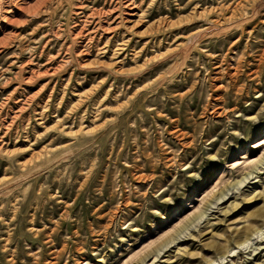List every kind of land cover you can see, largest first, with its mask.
I'll use <instances>...</instances> for the list:
<instances>
[{"label": "rangeland", "instance_id": "obj_1", "mask_svg": "<svg viewBox=\"0 0 264 264\" xmlns=\"http://www.w3.org/2000/svg\"><path fill=\"white\" fill-rule=\"evenodd\" d=\"M262 212L264 0H0V264H264Z\"/></svg>", "mask_w": 264, "mask_h": 264}, {"label": "bare ground", "instance_id": "obj_2", "mask_svg": "<svg viewBox=\"0 0 264 264\" xmlns=\"http://www.w3.org/2000/svg\"><path fill=\"white\" fill-rule=\"evenodd\" d=\"M247 168H248V167H247ZM260 215H261V217H264V212H262ZM252 233H253V232H252ZM252 233H251V234H252ZM248 235H249V234H248ZM250 236H251V235H250ZM247 240H248V239H247Z\"/></svg>", "mask_w": 264, "mask_h": 264}]
</instances>
